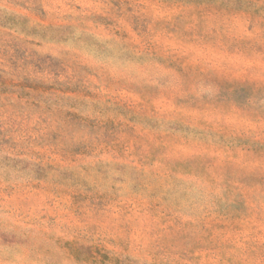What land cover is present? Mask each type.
<instances>
[{
    "label": "rangeland",
    "instance_id": "374dc122",
    "mask_svg": "<svg viewBox=\"0 0 264 264\" xmlns=\"http://www.w3.org/2000/svg\"><path fill=\"white\" fill-rule=\"evenodd\" d=\"M0 264H264V0H0Z\"/></svg>",
    "mask_w": 264,
    "mask_h": 264
}]
</instances>
